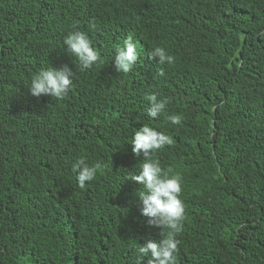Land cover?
Masks as SVG:
<instances>
[{
  "label": "trees",
  "instance_id": "1",
  "mask_svg": "<svg viewBox=\"0 0 264 264\" xmlns=\"http://www.w3.org/2000/svg\"><path fill=\"white\" fill-rule=\"evenodd\" d=\"M74 31L101 57L89 70L63 43ZM129 37L139 59L117 73ZM65 65V99L30 94ZM152 94L179 125L147 115ZM143 126L174 141L156 158L182 178L177 264H264V0H0V264H147L137 247L162 229L127 180ZM80 158L101 166L84 189Z\"/></svg>",
  "mask_w": 264,
  "mask_h": 264
},
{
  "label": "clouds",
  "instance_id": "2",
  "mask_svg": "<svg viewBox=\"0 0 264 264\" xmlns=\"http://www.w3.org/2000/svg\"><path fill=\"white\" fill-rule=\"evenodd\" d=\"M91 31H98L97 25H89ZM69 55L76 57L80 65V71L89 70L97 64L101 57L91 46V41L79 31L68 34L64 41ZM150 59H157L161 65L174 66L175 57L168 54L164 47H155L149 54ZM139 59L136 46L131 37L124 41V46L117 48L114 58V68L117 73L128 74L132 71ZM163 74L162 72L160 73ZM74 74L67 65L60 70L53 67L42 69L34 74L29 87L33 97L51 96L55 100H63L72 88ZM145 100L149 102L147 115L156 119L161 116L173 125L181 123L178 115L167 114V99H159L157 94L147 95ZM173 139L161 132L153 130L149 126H143L136 131L132 139V152L139 157L143 154L139 174H133L127 178L142 186L143 191L137 195L142 202L141 215L147 217L150 227L162 229L160 243L147 242L144 246L137 247V256L150 257L147 264H177L180 241L176 238L183 230L186 220L185 207L180 199L182 195V178L170 176L169 171L163 169L156 154L165 146H171ZM100 165L90 166L85 158H80L73 165L72 171L77 172L78 187L84 189L86 183L96 179ZM164 230H167L166 232ZM143 264V260H138Z\"/></svg>",
  "mask_w": 264,
  "mask_h": 264
}]
</instances>
